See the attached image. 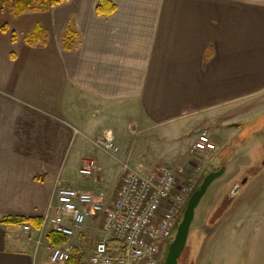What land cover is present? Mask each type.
Here are the masks:
<instances>
[{
	"label": "crops",
	"instance_id": "1",
	"mask_svg": "<svg viewBox=\"0 0 264 264\" xmlns=\"http://www.w3.org/2000/svg\"><path fill=\"white\" fill-rule=\"evenodd\" d=\"M110 1V16L97 14L99 0L20 16L0 2V218L45 217L57 180L113 202L130 164L101 155L93 142L106 126L87 127L82 111L118 116L116 126L130 133L133 124L144 134L172 133L182 141L178 158L192 153L200 128L217 149L223 138L213 128L227 131L228 118L247 115L250 123L264 111V0ZM36 24L45 34L30 45ZM69 27L79 34L75 50L63 47ZM119 108L133 117L130 124L123 125ZM232 125L241 129V122ZM216 149L192 154L222 152ZM89 159L96 161L92 174L76 182L72 171ZM103 222V214L81 227L67 219V264H90ZM31 226L37 238L39 228ZM50 236L35 251L23 225L0 223V264H39L54 245Z\"/></svg>",
	"mask_w": 264,
	"mask_h": 264
},
{
	"label": "rangeland",
	"instance_id": "2",
	"mask_svg": "<svg viewBox=\"0 0 264 264\" xmlns=\"http://www.w3.org/2000/svg\"><path fill=\"white\" fill-rule=\"evenodd\" d=\"M117 111L119 116L127 120L123 125L133 119L126 109L119 108ZM257 115L258 120L250 123L244 122L247 115L232 116L227 119L231 125L227 131L222 126L212 129L219 140L222 138V140H229L226 145L224 141L214 139L218 147L213 153L222 151L220 154L211 156L210 153L197 155L191 153V155L187 151L178 158L176 150L182 141L176 140V135L172 133H169L170 139L165 132L161 131L144 134L133 123L130 133L127 125L121 127V122L117 124L119 127L116 126L118 116L112 119L105 114L99 118H95L91 113L85 116L83 111L81 114L88 120L87 127L106 126L93 142L94 146L100 149L101 155L114 157L117 160L125 158V161L130 164V170L146 173L162 166L174 167L179 171L180 180L183 181L194 171L195 165L200 164L202 173L198 180L197 190L203 182L202 177L204 179L209 172L226 166L225 174L210 185L195 210L188 242L179 259V264H197L198 259L201 264H264V170L258 171L260 167L258 162L264 157V111H258ZM235 122H241L240 130L232 125ZM109 129L114 133L121 131L120 145L117 143L121 149L118 153H112L95 143L99 135ZM200 130L202 132L204 129L200 128ZM84 134L81 132L77 136L83 137ZM132 146L135 150L128 159L126 155L132 152ZM251 168L258 173L257 179L255 178L247 187V194L244 197L231 202L228 197L230 188L239 180L241 174ZM70 177L79 182L85 176L79 174L76 168ZM185 209L169 246L176 236ZM48 255L49 250L39 264H51Z\"/></svg>",
	"mask_w": 264,
	"mask_h": 264
},
{
	"label": "built area",
	"instance_id": "3",
	"mask_svg": "<svg viewBox=\"0 0 264 264\" xmlns=\"http://www.w3.org/2000/svg\"><path fill=\"white\" fill-rule=\"evenodd\" d=\"M95 143L112 153L121 149L111 129L104 130ZM215 148L212 135L205 130L191 152ZM95 165L94 159L85 160L79 172L91 175ZM201 173L200 164L195 165L194 171L183 181L179 171L169 166L146 173L126 170L111 204L104 201L103 193L77 189L57 180L39 236L35 238L32 226L25 224L26 240L38 251L44 246V237L52 232L61 235L69 233L67 219L76 227H81L89 217L103 214V236L95 244L90 264H163L170 240ZM110 240L123 246L117 257L110 254ZM68 242L50 247L51 264H67L70 261L72 247Z\"/></svg>",
	"mask_w": 264,
	"mask_h": 264
},
{
	"label": "trees",
	"instance_id": "4",
	"mask_svg": "<svg viewBox=\"0 0 264 264\" xmlns=\"http://www.w3.org/2000/svg\"><path fill=\"white\" fill-rule=\"evenodd\" d=\"M65 1L68 0H0L4 6L11 9L15 16H20L28 11H47ZM115 10L116 5L110 0H99L96 6V12L101 16H110L115 12ZM3 29L8 30L6 26H4ZM44 34L45 31L43 27L40 24H36L33 31L26 37V42L30 45L39 42L42 40ZM13 38H15L14 34ZM63 47L66 50H75L79 47V34L71 27H69L63 35ZM202 180H204L203 177L201 181ZM42 221V218L14 215H5L0 218V223L6 226L34 224L37 228H40ZM50 237L52 238L54 245L65 244L69 241L66 235L53 232ZM108 244L111 256L117 257L121 254L123 247L121 243L115 240H110Z\"/></svg>",
	"mask_w": 264,
	"mask_h": 264
},
{
	"label": "water",
	"instance_id": "5",
	"mask_svg": "<svg viewBox=\"0 0 264 264\" xmlns=\"http://www.w3.org/2000/svg\"><path fill=\"white\" fill-rule=\"evenodd\" d=\"M226 172V166H222L219 170L209 172L200 187L192 194L187 207L185 209L183 219L179 224L176 236L169 246L164 264H179V259L185 249L190 235L191 225L195 218V210L207 193L210 185Z\"/></svg>",
	"mask_w": 264,
	"mask_h": 264
},
{
	"label": "flooded vegetation",
	"instance_id": "6",
	"mask_svg": "<svg viewBox=\"0 0 264 264\" xmlns=\"http://www.w3.org/2000/svg\"><path fill=\"white\" fill-rule=\"evenodd\" d=\"M259 168L258 171L264 170V157L258 162ZM248 170L246 173L241 174L239 180L230 188L228 197L229 200L233 202L235 199H241L244 197V195L247 194V187L253 182V180L258 176L257 172H254V170Z\"/></svg>",
	"mask_w": 264,
	"mask_h": 264
}]
</instances>
